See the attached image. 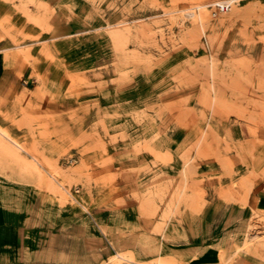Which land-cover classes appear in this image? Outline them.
Listing matches in <instances>:
<instances>
[{"label": "rangeland", "instance_id": "1", "mask_svg": "<svg viewBox=\"0 0 264 264\" xmlns=\"http://www.w3.org/2000/svg\"><path fill=\"white\" fill-rule=\"evenodd\" d=\"M215 1L0 0L2 188L52 190L58 202L75 207L70 193L79 181L72 171L100 166L110 173L113 157L139 166L144 154L166 166L176 156L174 181H154L152 190L133 195L143 217L186 219L206 203L205 188L218 183L222 199L241 200L247 185L264 181V0H231L227 12L214 15ZM60 32L78 34L61 38ZM109 89L152 93L134 100L143 109L125 108L124 118L176 123L186 138L170 150L160 131L142 142L139 130L117 133L114 113L104 111L92 123L84 116L88 99ZM231 125L242 129L240 140L231 138ZM99 130L122 149L108 152ZM241 166L244 176L236 173ZM138 171L121 172L136 177ZM109 175L114 181L116 173ZM229 240L216 264H234L238 255L263 264L264 210L255 209L247 228ZM118 259L110 262H198L161 253L151 261Z\"/></svg>", "mask_w": 264, "mask_h": 264}, {"label": "crops", "instance_id": "2", "mask_svg": "<svg viewBox=\"0 0 264 264\" xmlns=\"http://www.w3.org/2000/svg\"><path fill=\"white\" fill-rule=\"evenodd\" d=\"M76 34L60 32L59 35L66 38ZM4 68L0 61V88L6 79ZM120 94L109 89L108 93L89 98L85 118L94 123L104 111L114 113L111 123L117 133L139 130L142 142L160 131L162 141L170 150L186 138V128L176 123L164 125L157 119L136 123L132 118H124L127 108L143 109L134 100H148L152 93ZM108 130L109 133L111 129ZM229 130L234 141L240 140L241 128L231 125ZM99 133L107 143L108 152L122 149L120 142L112 145L104 131ZM113 158L108 164H112L110 173H116L114 181L107 180L110 173L102 171L100 166H93L94 171H72L73 178L79 181L78 191L70 193L77 204L75 207L69 201L58 202L59 195L52 190L38 192L26 186L11 190L0 185V264H113L110 260L116 253L140 261L157 259L161 253L166 257L182 256L190 262L195 258L198 260L195 264H216L213 260L217 251L226 249L232 235L247 228L255 209L264 210V181L247 185L241 200L222 199V187L216 183L214 189L205 188L206 203L198 215H189L186 219L162 218L159 214L143 217L134 191L137 195L146 194L147 188H154V181H174L180 160L175 156L165 166L144 154L138 166L131 159ZM132 168L139 169L136 177H125L121 172ZM240 169L237 175L244 176V167ZM237 175L233 177L238 179ZM236 193L234 196H239ZM158 226L161 232L152 230ZM234 264L258 263L238 255Z\"/></svg>", "mask_w": 264, "mask_h": 264}, {"label": "built area", "instance_id": "3", "mask_svg": "<svg viewBox=\"0 0 264 264\" xmlns=\"http://www.w3.org/2000/svg\"><path fill=\"white\" fill-rule=\"evenodd\" d=\"M231 0H218L212 4L213 14L227 12L231 7Z\"/></svg>", "mask_w": 264, "mask_h": 264}, {"label": "bare ground", "instance_id": "4", "mask_svg": "<svg viewBox=\"0 0 264 264\" xmlns=\"http://www.w3.org/2000/svg\"><path fill=\"white\" fill-rule=\"evenodd\" d=\"M0 134H2V133L0 132ZM10 152H11L12 155H17V152H16V151H13V150L11 151V150H10ZM262 238H263V237H262ZM257 240H258V239H257ZM260 241H261V240H260ZM262 241H263V240H262ZM257 244H259V243H255V244L253 243V244H252L253 247H254L255 249L257 248ZM252 245H251V246H252ZM116 254H117V255H114L113 257H111V260H115L116 258H119V259L121 258V260H122V258L125 259V256L123 257V255H120L119 253H116ZM127 258H128V257H127ZM119 259H118V260H119ZM127 260L130 261L129 258H128ZM221 260H222V259H221ZM221 260H220V261H221ZM226 260H227V259H226ZM226 260H224V261L222 260V264H229L228 261H226ZM157 263H158V262H157ZM220 264H221V263H220Z\"/></svg>", "mask_w": 264, "mask_h": 264}]
</instances>
